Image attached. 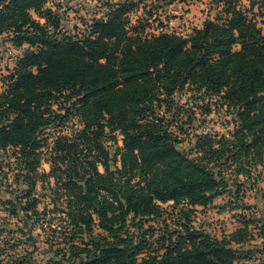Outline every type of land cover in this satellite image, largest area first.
<instances>
[{"label": "trees", "instance_id": "obj_1", "mask_svg": "<svg viewBox=\"0 0 264 264\" xmlns=\"http://www.w3.org/2000/svg\"><path fill=\"white\" fill-rule=\"evenodd\" d=\"M48 1L0 0V38L20 49L0 74V202L23 235L49 230L39 264H264V210L260 245L252 220L221 237L194 220L229 186L255 209L224 175L264 177V0H211L217 15L186 36L132 22L141 0H106L82 28ZM212 106L228 133L185 126Z\"/></svg>", "mask_w": 264, "mask_h": 264}, {"label": "rangeland", "instance_id": "obj_2", "mask_svg": "<svg viewBox=\"0 0 264 264\" xmlns=\"http://www.w3.org/2000/svg\"><path fill=\"white\" fill-rule=\"evenodd\" d=\"M106 0H49L47 6L52 8H59L63 13V23L66 27L72 28L74 25L82 28L81 19L88 20L95 14L101 15L105 10L101 5ZM245 6L248 4L247 0H241ZM219 7H215L211 0H182L175 1L170 4L157 3L156 0H141L136 8H134L129 17L133 22L137 17H149L148 26L145 32L153 34V29L158 24H166L169 20L180 22L184 27V34H189L193 28L200 27L204 20L214 18L217 15ZM257 14V10H254ZM150 14V15H149ZM251 14V13H249ZM257 23L264 27V16H256ZM0 38V74L5 73L7 69L14 67L16 58L20 54V49L14 48L8 41ZM180 104L185 105L184 108L189 109L193 107L195 98L190 91L184 90L177 96ZM201 105V101L198 102ZM210 113L201 112L199 108H194V114L189 123H186L187 128L196 129L198 132H214L217 134H226L232 129L230 114L225 112V107L214 108ZM182 120L186 122L187 116L184 115ZM185 138V137H184ZM190 140H185L180 144L183 148H188ZM41 168L48 170V165L43 163ZM260 169V167H257ZM258 169V170H259ZM262 172V171H260ZM229 179V182L237 180L244 182L242 186L243 201L247 204H252L255 209L243 210L241 208L233 207L234 202L231 201L230 191L231 186L221 196L216 197L211 205L204 208L198 206L196 212L195 224H202L209 232L217 237L228 234L238 227L242 226V219H249L253 222L249 224L252 240L250 244L260 245L262 237L260 236V227L255 226L261 220L260 211L264 210V195L260 188L264 190V177L254 184L251 180H246L242 176L230 175L229 172L224 175ZM253 183V184H252ZM37 190L40 188L37 186ZM5 196V195H3ZM43 203L38 205L41 208ZM251 206V207H253ZM250 211H253L250 213ZM17 217H9L0 202V249L3 252L0 254V264H39L43 263L48 256H52L56 247L49 248V237L47 235L48 229H42L39 224L41 222H34L35 225L30 233V237L23 235L15 228L18 226ZM34 220V219H33ZM8 228L14 230L12 234L1 231ZM7 230V229H6ZM57 239H53L55 246H57ZM30 261V262H29ZM246 264H256L252 261H247Z\"/></svg>", "mask_w": 264, "mask_h": 264}, {"label": "built area", "instance_id": "obj_3", "mask_svg": "<svg viewBox=\"0 0 264 264\" xmlns=\"http://www.w3.org/2000/svg\"><path fill=\"white\" fill-rule=\"evenodd\" d=\"M160 33H171L180 36H186L184 34V27L180 22H176L173 20H169L166 24H158L153 29V34H160Z\"/></svg>", "mask_w": 264, "mask_h": 264}]
</instances>
